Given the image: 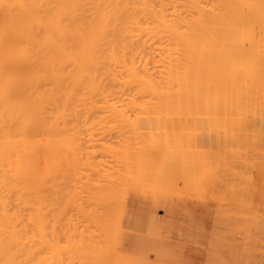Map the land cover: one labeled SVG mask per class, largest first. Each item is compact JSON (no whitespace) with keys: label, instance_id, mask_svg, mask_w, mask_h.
<instances>
[{"label":"bare ground","instance_id":"bare-ground-1","mask_svg":"<svg viewBox=\"0 0 264 264\" xmlns=\"http://www.w3.org/2000/svg\"><path fill=\"white\" fill-rule=\"evenodd\" d=\"M260 1L0 0V264H254L245 206L219 211L209 235L184 206L174 244L161 239L153 213L173 210L165 184L175 177L195 191L211 178L219 94L233 97L229 106L246 102L256 62L243 42L253 25L264 33ZM125 113L155 124L142 130ZM87 117L93 127L110 117L127 120L130 132L138 125L126 135L132 143L140 130L163 138L149 153L144 135L120 148L126 128L112 118L108 130L123 131L110 139L114 149L107 123L97 137ZM263 118L255 120L261 137ZM72 125L94 132L82 140ZM130 189L150 195V207L140 209ZM68 206L81 221L73 209L64 216Z\"/></svg>","mask_w":264,"mask_h":264},{"label":"rangeland","instance_id":"rangeland-1","mask_svg":"<svg viewBox=\"0 0 264 264\" xmlns=\"http://www.w3.org/2000/svg\"><path fill=\"white\" fill-rule=\"evenodd\" d=\"M260 3H261V5H260L261 12L264 15V0L260 1ZM261 29L262 28H260L259 25H253V28L250 32L251 41L243 42V44H244L243 47H245V48H248L249 45L254 46V48H251V47H253V46H251L250 49H247V50H248V52H250V54H253L252 55V56H254L253 61L256 62V65L253 66V69L251 70V76L247 79V83H246L247 84L246 85L247 93L245 92V94H244V96H246L247 98L244 97V99H243L244 101H246V102L243 101L245 104L241 103L238 106V103L235 102V103H233L232 106H229L230 101L231 100L234 101L233 97L229 98V95L224 94V93L219 94V120H220L221 125L217 129H215V133L217 134V137L219 138V144L217 147L212 149V151L216 152V154H218V155H217V159L215 161V164L211 168L212 169L211 173H210L211 178H209V180L206 179L208 181L203 180L201 182L200 189L195 191L194 189H191V188H185L184 185H182L183 183H182L181 178H177L178 176L175 177V179H174L175 181L172 182L173 185L170 184L171 182L168 184L169 186H173V188L169 187V186H167V184H165V188L167 187L166 192L168 190H170L166 194L168 196L172 197V203H173V207H174L173 210L172 211L168 210V208H166L164 206H157L158 211L156 210L153 213V216L158 223V225H156L157 227L155 226V228H157L156 230L159 231V233L161 235L160 237H162L161 239H165V241H167L169 239L168 241L171 244H174V243L179 241V239H178L179 235L177 234L176 225L178 222L181 221L180 216L182 217L181 212L183 211L184 206L187 208V210L190 213L193 214L194 218L200 223V226L203 228V230H205L206 235H209L211 233V231H213V229L217 226V224L219 222L218 218H217V214L219 211L230 209V208L235 207V206H245V208L247 209V213L252 216L251 219L254 218L253 219L254 221L255 220L258 221L260 219V224H258L259 223L258 222L257 225H256L257 221L252 222L250 220V223L252 222L254 227L251 226L250 223H247V222L245 223V225H249V228L250 227L252 228V229L250 228V233L253 232V234L251 233L252 235L251 234L250 235H251V238L252 237L255 238V239L252 238L253 240H256V241H253L249 245V247H251V248L247 250V252L249 253L250 259H251L252 263H254V264H264V238H263L264 236H262V235H264V230H262V229H264V228H262L264 226V221L261 222V220H264V179L262 178V177H264V137L259 136L260 133H259V129L257 127L259 125L258 122L260 121V119H258V118L264 117L262 115V114H264V77H263L264 76V47H262V46H264V33L261 32ZM255 46H257L258 48L256 47L257 49H255ZM252 49L253 50L255 49V51H252ZM99 114L100 113H98V116L102 115V114H100V115ZM126 114H129V113H125L123 115H126ZM77 115L78 116L80 115L83 118L85 117L82 113L77 114ZM77 115H76V117H77ZM95 115H97V114H95ZM130 115H131V117H129ZM144 115H146V114H144ZM147 115H149V114H147ZM153 115H155V114H153ZM80 116L77 117V119L81 118ZM91 116H93V115H91ZM91 116H90V118H91ZM118 116H119V114H118ZM127 116H126V118L124 116V118L125 119L129 118V122H130V120L134 121L133 120V119H135L134 116H138V115L137 114L133 115V113H131ZM115 117H116V115H115ZM115 117H110V119L108 118L110 123L115 121V119H117L116 120L117 123L119 122L118 118H115ZM132 117H134V118L131 119ZM112 118H115V119L113 120ZM256 118H257V121H256L257 126L255 124ZM82 120H80V122H82ZM87 120H88V123H87ZM90 120L92 121V123H90V125H93V120L96 121V119H94V118H92ZM263 120H264V118H263ZM78 121H79V119H78ZM78 121L76 120L75 124H77L76 122H78ZM95 121H94V124H95ZM109 121L108 122L103 121L104 123H101L102 125L107 123L106 125H104V127L107 126V130L109 128V125L113 126V124H114V123L109 124ZM125 121H127V120H125ZM125 121H123V123ZM140 121L141 120L138 119L139 123L142 122V121L141 122ZM80 122H79V124H81ZM84 122H83L84 127H85V125L92 127V128H95V126L97 127V125H94V127L87 125L90 122L88 117L86 120L84 119ZM134 122H137V121H134ZM70 123H72V121L69 120V122L65 123L66 125H64L63 128L65 126H70L71 125ZM117 123L115 124L117 126H114V127L118 128V126H119L120 130L123 128H126V126H128L126 123H125L126 126H125V124L122 125L123 124L122 122H120L118 124ZM139 123H138V125H139ZM149 123L151 125L153 124L151 121H149L148 125H146L145 123L142 122L139 126H140V128H142V124H144L143 127L145 130H147L145 128V126H149L150 125ZM175 123L177 124V126H179V121L175 122ZM175 123H174V125H175ZM181 123H184V122L182 121ZM250 123H251V126H250ZM252 123L255 125H253ZM119 124H121L124 127L121 128L122 126ZM171 124L172 123H170V125ZM73 125L69 129H73L70 131L74 132L75 128H73L74 127ZM100 125H98V127ZM131 125L129 124V126H131ZM133 125H136V123ZM138 125H137V127L136 126L133 127L135 131L138 128ZM77 126H78V124L75 127H77ZM255 126L257 128L253 129V128H255ZM79 127H81V125ZM89 127H86L84 129L82 128V130H80V128H76L75 132H76V130H78L79 134H77V132H76V134L82 135V133H80V132H82L84 130V132H83L84 135H82L84 138H82V136H80V137L82 138V140L83 139L86 140L88 138L87 135L89 133L92 134V132L97 131L99 129L97 127L95 130L93 129L94 131H92V128H90V132L88 131V134L85 135L86 131H87V130L85 131V129L89 130ZM135 127H136V129H135ZM117 128H114V130L112 129V131L108 130V131H111L112 134H114L113 136H115V138L111 137L112 134L110 132L109 133L111 134V136H110V134H108L109 136H105L104 138L106 139V138L110 137L109 139H107L108 142L110 141V139H113V144H114V142L116 143L115 140L118 141V138H119L118 135H121L124 131L125 137H124V135H123V137L120 136L119 143L117 142L118 146L120 145V142L122 141V139L124 142L128 141V139H129V141L131 140L130 142L132 143L133 137L130 135H132V132L134 135L135 131L131 130V132H130V129H127L130 127H127L126 130L124 129L123 131H121V134H120V132L118 133ZM133 128H131V129H133ZM250 128H252V130ZM104 129H106V128H104ZM104 129H103V127H100V129L98 131L103 130L100 132V133H102V132H105ZM152 129H154V128H152ZM107 130L105 133L106 135L108 133ZM142 130H143V128H142ZM142 130H140V133H139L141 135H139L137 133L138 139L136 138L137 136L136 137L134 136L136 138L135 140H138V142L135 141L136 144L135 143H132V144L137 145V144L143 143L144 140L141 142L139 140L145 136L144 131H142ZM151 130L148 129L149 133ZM125 131H127L129 133H127ZM148 131H145L146 135L148 134L147 133ZM152 131H151V134H153ZM155 131L158 133L161 132V131L159 132V130L154 129L155 134H157ZM97 132H94V134H92V135L97 136V134H98L99 137H100V135L103 136V134H100L99 132L98 133ZM137 132H139V129L137 130ZM115 133H117V135ZM201 133L203 134V132H201ZM258 133H259V135H258ZM91 134H89V135H91ZM127 134L128 135L130 134L129 136L132 138L130 139L129 136H126ZM161 134H162V137H161ZM161 134H157L158 138L155 137L157 139V141H158V139L163 138V133L161 132ZM153 135H151L150 137L153 138ZM159 135L161 138L159 137ZM85 136H86V138H85ZM117 136H118V138H116ZM148 136H149V134L147 136H145L143 139L146 138V140L149 141V143H148V141L146 143L145 142L146 140L144 141L145 142L144 144L147 146V147H145V145H144V148H147V150L149 148V151H147L145 149L149 153L150 147L152 146L151 145L150 147H148L149 144L152 142L151 144H153V146L155 145L154 148H156L157 145L154 142V141H156V139L154 138V140L152 139L153 141H150L151 139ZM127 137H129V138H127ZM125 138H127V140ZM129 141H128V143H129ZM85 143L87 144V142H84L83 146H85ZM109 143L114 148V145L111 143V141ZM121 143H123V142H121ZM131 143H129V144H131ZM135 145H133V146H135ZM118 146L116 145V147H118ZM140 146L141 145H138L135 147L138 148ZM119 147L117 149H119ZM123 147L124 146H122L120 148H123ZM127 147L129 149V146H127ZM131 147H132V145H131ZM135 147H132V149L135 150ZM125 148H126V146H125ZM125 148H124V151H125ZM140 148H139V150H140ZM158 148H159V145H158ZM114 149H116V148H114ZM132 149H130V152L128 150V153L133 155V154H135V152L131 151ZM161 149H159L160 153H161ZM204 149L205 150H211L210 147H204ZM121 150L119 149V151H121ZM139 150L138 151L135 150V151L137 153H139L140 152ZM142 150H144V149H142ZM154 150L156 151V149H154ZM146 151H141V154H145ZM143 152H145V153H143ZM256 174H257V177H256ZM258 177H260V178H258ZM207 183L209 186H206ZM210 183H212L213 185L211 184V186H210ZM168 188H172L175 190L168 189ZM133 191H134V193H133ZM174 191H175V193H174ZM135 192H136L135 190L130 189L128 192V194L130 196H128V197H131V199L137 197L139 200V201L138 200L137 201L139 202L138 205L140 204V206H139L140 209L143 207H150V205L152 203V199H151L150 195L142 193L143 191L142 192L139 191V193H138L139 195L136 194L138 191L136 193ZM131 193H132V196H131ZM134 194H136L138 196H135ZM133 195H134V197H133ZM128 200H130V198H128ZM135 200H136V198H135ZM82 208L84 209V208H86V206H84V207L82 206ZM139 208L137 207L138 210H139ZM153 208L154 207L152 206L151 209H153ZM66 210L67 211L65 212L64 216H66V214H67L66 217H71L69 215L68 211H70V212L73 211L76 215L72 212L73 216L71 217V219H73L75 217H77V218L73 219L72 221H74V223L77 222L78 220L81 221L77 208H75L73 206H68V208ZM253 216H255V217H253ZM260 216H261V218L262 217L263 218L261 219ZM76 219H78V220L75 221ZM170 220L172 222L175 220L174 221V223H176L175 227H173L174 223H172ZM80 223H82V222H80ZM258 226H260V228H258ZM151 229L141 232V234L143 236H144L143 233H145V235H147V236H145V238H147L146 240L152 239V235H149V233L151 234V232H152ZM253 229L255 232L251 231ZM132 230L130 231V229H129L128 231H130L131 233L135 231L133 228H132ZM259 231L261 232V234ZM255 233H259V235L255 234ZM149 236H151V237H149ZM239 237L240 236L237 237V240H235V243L239 247H244L245 243ZM193 244L194 243H191V245H193ZM199 255H200V253H199ZM199 255H198V257L201 256V255L200 256ZM150 259L153 260L152 255L150 256Z\"/></svg>","mask_w":264,"mask_h":264}]
</instances>
